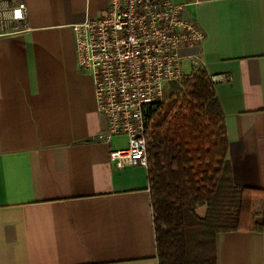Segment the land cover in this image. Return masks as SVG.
Here are the masks:
<instances>
[{"label": "crops", "instance_id": "0c3cea01", "mask_svg": "<svg viewBox=\"0 0 264 264\" xmlns=\"http://www.w3.org/2000/svg\"><path fill=\"white\" fill-rule=\"evenodd\" d=\"M1 1V0H0ZM29 29L0 30V264H158L147 167H117L72 25L108 0H7ZM224 113L238 187L264 189V0H174ZM216 264H264V232L216 236Z\"/></svg>", "mask_w": 264, "mask_h": 264}, {"label": "trees", "instance_id": "16d2710c", "mask_svg": "<svg viewBox=\"0 0 264 264\" xmlns=\"http://www.w3.org/2000/svg\"><path fill=\"white\" fill-rule=\"evenodd\" d=\"M158 264H216V236L264 232V189L233 184L224 113L203 68L164 86L147 113Z\"/></svg>", "mask_w": 264, "mask_h": 264}, {"label": "built area", "instance_id": "2783aa9c", "mask_svg": "<svg viewBox=\"0 0 264 264\" xmlns=\"http://www.w3.org/2000/svg\"><path fill=\"white\" fill-rule=\"evenodd\" d=\"M184 10L174 0H108L102 15L71 26L77 63L92 77L104 121L100 136L127 137L126 147L109 151L117 167H147L149 108L162 101L167 83L203 68L198 49L205 32ZM26 29L25 3L1 0V33Z\"/></svg>", "mask_w": 264, "mask_h": 264}, {"label": "rangeland", "instance_id": "374dc122", "mask_svg": "<svg viewBox=\"0 0 264 264\" xmlns=\"http://www.w3.org/2000/svg\"><path fill=\"white\" fill-rule=\"evenodd\" d=\"M73 41H74V39H73ZM75 50V49H74ZM188 69V64H187V62H185V69Z\"/></svg>", "mask_w": 264, "mask_h": 264}]
</instances>
